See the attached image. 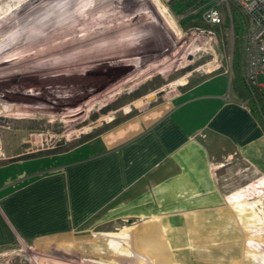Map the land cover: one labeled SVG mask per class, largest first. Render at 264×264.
I'll use <instances>...</instances> for the list:
<instances>
[{"label":"crops","instance_id":"obj_1","mask_svg":"<svg viewBox=\"0 0 264 264\" xmlns=\"http://www.w3.org/2000/svg\"><path fill=\"white\" fill-rule=\"evenodd\" d=\"M90 1L19 0L8 15L22 24L6 29ZM5 144L0 246L116 223L157 264H239L264 243V130L224 72L60 153Z\"/></svg>","mask_w":264,"mask_h":264},{"label":"rangeland","instance_id":"obj_2","mask_svg":"<svg viewBox=\"0 0 264 264\" xmlns=\"http://www.w3.org/2000/svg\"><path fill=\"white\" fill-rule=\"evenodd\" d=\"M18 2L0 0V49L5 47V39L22 37L26 31L25 28L11 33L6 29L22 24L8 15L20 6ZM158 2L165 9L164 18L153 0H117V9L110 15L89 20L87 29H81V24L75 27L91 35L94 32L98 38L124 31L127 40L119 45L109 42L104 49L108 54L124 57L121 69L111 66L93 70L92 63L79 60L93 51L81 53L77 48L63 49L58 58L46 61L42 38L2 55L0 157L4 156L1 145L6 141V153L16 150L25 155L60 153L132 121L147 107L175 99L178 92L201 78L217 72L234 75L236 35L231 4L228 7L217 4L222 14L220 25L208 23L207 28L183 29L179 24L182 16L173 14L167 3ZM133 34L138 40L131 47ZM246 37L247 27L242 44L246 43ZM241 63L244 65L243 50ZM150 95L155 98L148 101ZM242 100L247 101L248 97L245 95ZM243 170L238 167L240 177H245ZM124 233L123 225L116 223L98 226L82 235L16 240L0 246V264H157L132 245L130 238L122 236ZM253 246L250 260L239 264H264V243L261 240L260 245Z\"/></svg>","mask_w":264,"mask_h":264},{"label":"bare ground","instance_id":"obj_3","mask_svg":"<svg viewBox=\"0 0 264 264\" xmlns=\"http://www.w3.org/2000/svg\"><path fill=\"white\" fill-rule=\"evenodd\" d=\"M153 1H154V5L156 6L157 12L159 13V15H161L163 17V15H165L164 7L161 4H159L158 0H153ZM115 2H117V0H93V1H90L86 4H80L79 6L67 9L66 13L53 15L50 18L46 19L45 21L41 22L40 24H37L31 28H26V31L24 32V34H22L23 35L22 37L20 35H18L15 38L11 37L12 39H5V41H4L5 47H2L0 49V57L2 55H5L7 53V51L9 52L11 49L17 48V46H19V45L22 46L23 44L25 45V44H28L32 41H35L36 39L42 38V44H41L43 46L42 52L44 55V59L46 61L52 60L56 57L58 58L59 53L63 49L64 50H66V49L67 50H70V49L75 50L77 48L81 53L90 52L91 50L93 51L91 53H85V54H83L84 56L79 57L80 61L85 62V63H89L88 65H90L92 63V65L94 66V68H92L93 70H97L98 68L108 69V68H111V66H114V68L117 67L118 69H121V67H120L122 65L121 62H123L124 57L122 58V55L121 56H113L112 54H108V52L104 49L107 47L109 42H111V43L114 42V45H119L120 41L127 40L126 39L127 36H126L125 32L124 31L117 32V33L112 34V35H110V34L104 35L103 37L99 36V38H98V37L93 35L94 32L91 35V33H86L85 31H83L84 30L83 28H85V29L88 28L86 26H87V22H89V20L102 19L104 16L110 15V13L113 12L114 9H117L118 5H116ZM139 6H141V5H139ZM129 10H130V8H129ZM93 22H95V21H93ZM169 22H170V20H169ZM78 24L82 25L81 29H83V30L78 31L79 28L78 29L75 28ZM170 24L172 25L171 22H170ZM119 26H121V25H119ZM93 30L94 29H92V31ZM134 35L135 34L132 35V38L130 40V42H132L131 47L133 46V44H136V42L138 40L137 37ZM20 37L22 38V40ZM111 45H113V44H111ZM112 47H114V46H112ZM125 48L126 47H124V49ZM112 60H114V63H109V61H112ZM23 61H24V59H23ZM67 61H69V60H67ZM29 62H32V61H29ZM60 62H62V61H60ZM17 65H19V64H17ZM74 68H77V67H74ZM90 72H91V70H90ZM47 79H50V78H47Z\"/></svg>","mask_w":264,"mask_h":264},{"label":"trees","instance_id":"obj_4","mask_svg":"<svg viewBox=\"0 0 264 264\" xmlns=\"http://www.w3.org/2000/svg\"><path fill=\"white\" fill-rule=\"evenodd\" d=\"M213 4V0H169L167 2L168 7L173 14L182 16L179 20V24L183 29L190 27L207 28L208 23L203 19L202 13L206 8ZM231 9L236 39L235 51L233 54L234 75L230 77V85L237 94L239 93L238 95L241 99L245 98V95L248 97L246 103L264 130V91L262 88L246 81L244 77V65L241 63L242 50L244 54L245 43L242 44V37L246 33V19L238 7L232 3ZM204 79L205 78H201L200 80L195 81L190 87Z\"/></svg>","mask_w":264,"mask_h":264},{"label":"built area","instance_id":"obj_5","mask_svg":"<svg viewBox=\"0 0 264 264\" xmlns=\"http://www.w3.org/2000/svg\"><path fill=\"white\" fill-rule=\"evenodd\" d=\"M206 8L203 19L210 24L222 22L217 4L228 7L233 3L240 8L246 19L247 37L244 45V77L249 83L264 88V0H213Z\"/></svg>","mask_w":264,"mask_h":264},{"label":"water","instance_id":"obj_6","mask_svg":"<svg viewBox=\"0 0 264 264\" xmlns=\"http://www.w3.org/2000/svg\"><path fill=\"white\" fill-rule=\"evenodd\" d=\"M155 98V95H150L148 98H147V100L148 101H151V100H153Z\"/></svg>","mask_w":264,"mask_h":264}]
</instances>
